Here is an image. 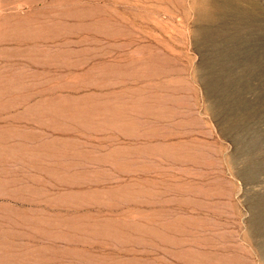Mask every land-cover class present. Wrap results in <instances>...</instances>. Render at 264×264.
I'll return each mask as SVG.
<instances>
[{"label": "rangeland", "instance_id": "374dc122", "mask_svg": "<svg viewBox=\"0 0 264 264\" xmlns=\"http://www.w3.org/2000/svg\"><path fill=\"white\" fill-rule=\"evenodd\" d=\"M0 264H264V0H0Z\"/></svg>", "mask_w": 264, "mask_h": 264}, {"label": "bare ground", "instance_id": "6f19581e", "mask_svg": "<svg viewBox=\"0 0 264 264\" xmlns=\"http://www.w3.org/2000/svg\"><path fill=\"white\" fill-rule=\"evenodd\" d=\"M236 1H237V0H236ZM229 2H230V0H229ZM202 3H203V2H202ZM219 3H220V2H219ZM221 3H223V2L221 1ZM219 5H220V4H219ZM224 5H225V4H224ZM227 5H228V3H227ZM229 5H230V4H229ZM237 7H238V6H237ZM226 8H227V7H226ZM235 8H236V7H235ZM237 9H238V8H237ZM223 10H224V9H223ZM233 10H234V8H233ZM233 10H232V11H233ZM205 11H206V10H205ZM229 11H230V10H229ZM232 11H230V12H232ZM235 11H236V9H235ZM235 11H234V12H235ZM206 12H208V11H206ZM226 12H227V11H226ZM205 14H207V13H205ZM208 14H209V13H208ZM208 14H207V15H208ZM207 15H206V16H207ZM206 18H208V17H206ZM208 19H209V18H208ZM202 20H203V19H202ZM205 20H206V19H205ZM212 20H213V18H212ZM209 21H211V19H210ZM218 21H219V20H218ZM211 22H212V21H211ZM211 22H210V24H211ZM219 22H221V21H219ZM212 23H213V22H212ZM217 25H219V24H217Z\"/></svg>", "mask_w": 264, "mask_h": 264}]
</instances>
